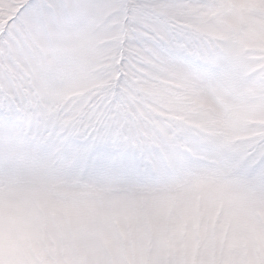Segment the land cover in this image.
I'll return each mask as SVG.
<instances>
[{
  "label": "snow or ice",
  "instance_id": "snow-or-ice-1",
  "mask_svg": "<svg viewBox=\"0 0 264 264\" xmlns=\"http://www.w3.org/2000/svg\"><path fill=\"white\" fill-rule=\"evenodd\" d=\"M0 264H264V0H0Z\"/></svg>",
  "mask_w": 264,
  "mask_h": 264
}]
</instances>
